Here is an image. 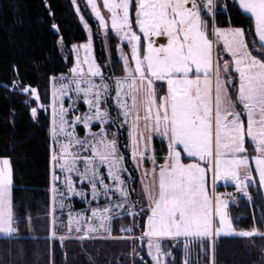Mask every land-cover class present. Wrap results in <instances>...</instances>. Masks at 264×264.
<instances>
[{
    "label": "snow or ice",
    "instance_id": "obj_1",
    "mask_svg": "<svg viewBox=\"0 0 264 264\" xmlns=\"http://www.w3.org/2000/svg\"><path fill=\"white\" fill-rule=\"evenodd\" d=\"M71 3L87 40L71 46L68 72L49 77L43 97L11 82L33 120L48 118L49 241H130L133 264L137 241L149 258L138 264H218L221 237L259 240L264 256V220L238 228L237 196L217 189L231 184L249 203L253 186L264 194V0H84L95 33ZM13 190L11 157L0 156V234L10 245L21 236ZM126 218L114 236L113 222ZM28 256L10 246L0 264Z\"/></svg>",
    "mask_w": 264,
    "mask_h": 264
},
{
    "label": "trees",
    "instance_id": "obj_2",
    "mask_svg": "<svg viewBox=\"0 0 264 264\" xmlns=\"http://www.w3.org/2000/svg\"><path fill=\"white\" fill-rule=\"evenodd\" d=\"M78 3L95 33L96 22L84 8L83 0H78ZM226 19L220 16V24L225 25ZM53 23L59 25V32L52 28ZM61 37L66 50L86 40V32L71 0H0V84H8V90L0 87V156L11 157L13 195L16 213L21 218L19 240L10 245L6 238H0V255L5 254L10 246L24 248L29 253L30 264H50V248H54L55 264L69 263L60 242L57 240L53 244L49 241L44 225L43 211L50 196L47 114L41 113L38 120H33L29 106L23 103L25 95L14 91L11 82L22 81L37 87L43 97L49 89V77L67 73L71 67L61 54ZM94 45L97 56L103 62L106 56L102 55L100 36L95 37ZM112 55L115 58L114 51ZM136 188L139 191L138 180ZM223 188L220 186L219 190ZM250 191L254 203L239 199L235 206L230 205L234 223L241 229L253 224V215L257 220H264V197L257 188L252 187ZM76 207L81 206L78 204ZM28 214L33 218L31 231L26 226L25 217ZM118 223L120 220H117ZM117 225H113V235L119 234ZM260 243L257 240V246L251 247L242 238L222 237L217 243L218 264H261L264 256L260 253ZM138 253L146 261L149 260L143 250ZM136 261L138 264L139 257Z\"/></svg>",
    "mask_w": 264,
    "mask_h": 264
},
{
    "label": "rangeland",
    "instance_id": "obj_3",
    "mask_svg": "<svg viewBox=\"0 0 264 264\" xmlns=\"http://www.w3.org/2000/svg\"><path fill=\"white\" fill-rule=\"evenodd\" d=\"M83 3H84V0H83ZM88 13L90 14V10H88ZM86 40H87V33H86ZM80 43H83V42H80ZM76 44H79V43H76ZM59 47H60L61 54L64 58L68 57L69 55H72L71 47L69 48V50H66L64 46L63 48H61V45ZM49 87H50V84H49ZM137 174L139 176V173ZM218 185H222L225 187L223 188V190H219V187H217L218 191L222 193L227 192V190H232L235 193L234 187L231 184L225 185L223 181H220L217 183V186ZM226 186H231V188L227 189ZM253 188L256 189L255 186H253ZM262 195L264 197V194ZM236 196L238 198V201L239 199H245L247 201V198L240 196L239 194H237ZM78 204H80L81 207L77 208L76 206ZM230 205L235 206L236 203H232ZM84 207H86V205L83 203L77 202L75 204L76 210H81ZM115 224L117 225V220L113 222V225ZM118 224L119 225L117 226H118L119 234L118 235L116 234L114 236L124 235L120 231V229L122 227H129L131 225V218L122 219L120 220V223ZM61 231H63V229H61ZM0 238H4L2 234H0ZM224 238H230V237H224ZM138 245H139V241H137V246H136L137 253L140 250H142ZM133 247L134 246L131 244L130 241H126L122 239H115V240L97 239V240L84 241L83 243L76 239H68L63 244L65 257H67L69 264H133V259H134L133 254H132ZM143 251L146 254V250H143ZM138 257L139 255H137L135 259Z\"/></svg>",
    "mask_w": 264,
    "mask_h": 264
},
{
    "label": "built area",
    "instance_id": "obj_4",
    "mask_svg": "<svg viewBox=\"0 0 264 264\" xmlns=\"http://www.w3.org/2000/svg\"><path fill=\"white\" fill-rule=\"evenodd\" d=\"M227 192H230V193H233L234 195H237L232 190H227Z\"/></svg>",
    "mask_w": 264,
    "mask_h": 264
},
{
    "label": "crops",
    "instance_id": "obj_5",
    "mask_svg": "<svg viewBox=\"0 0 264 264\" xmlns=\"http://www.w3.org/2000/svg\"><path fill=\"white\" fill-rule=\"evenodd\" d=\"M220 186H222V185H218L217 187H220Z\"/></svg>",
    "mask_w": 264,
    "mask_h": 264
}]
</instances>
